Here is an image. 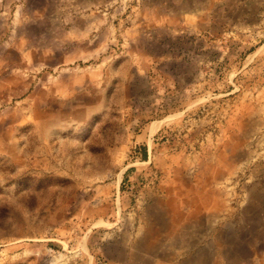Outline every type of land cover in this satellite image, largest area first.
Returning a JSON list of instances; mask_svg holds the SVG:
<instances>
[{"label": "rangeland", "instance_id": "1", "mask_svg": "<svg viewBox=\"0 0 264 264\" xmlns=\"http://www.w3.org/2000/svg\"><path fill=\"white\" fill-rule=\"evenodd\" d=\"M106 233L264 264V0H0V264H105Z\"/></svg>", "mask_w": 264, "mask_h": 264}, {"label": "crops", "instance_id": "2", "mask_svg": "<svg viewBox=\"0 0 264 264\" xmlns=\"http://www.w3.org/2000/svg\"><path fill=\"white\" fill-rule=\"evenodd\" d=\"M177 194H171V198H175L173 201H171L170 205L168 206V210L170 212V218L174 219V218H179L180 220L178 221L177 225L178 226H185L186 223L189 220V216H188V212H187V206L184 203H182V198L179 195L178 192H176ZM171 219V221H172ZM174 223L176 224V221H174ZM145 227L143 226L141 229V233L139 232L137 234V236L135 238H142L143 240H145L147 237L146 236V232H145ZM124 237L123 235L119 236V235H114L113 233H106L105 237H104V241L102 244V250L104 251V256H105V260L107 261L105 264H128V262L126 261V259H124V255H123V250L126 246H124V244L126 243V241L124 242ZM130 246V245H129ZM127 246L126 250H127V255L132 252V248L130 249V247ZM163 247L160 246L158 247V250L160 251H154L152 253H141L140 255L144 258V259H155V257H158L161 253V251ZM113 249H117L118 253L114 254L112 252ZM181 255H187L188 253L183 252L180 253ZM169 264H174V261L169 263Z\"/></svg>", "mask_w": 264, "mask_h": 264}]
</instances>
